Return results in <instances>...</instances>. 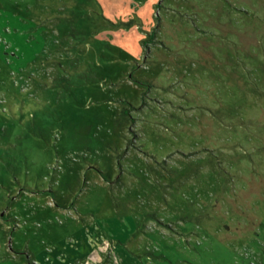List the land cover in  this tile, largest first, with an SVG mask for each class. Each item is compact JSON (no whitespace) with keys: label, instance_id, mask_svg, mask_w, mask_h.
<instances>
[{"label":"rangeland","instance_id":"1","mask_svg":"<svg viewBox=\"0 0 264 264\" xmlns=\"http://www.w3.org/2000/svg\"><path fill=\"white\" fill-rule=\"evenodd\" d=\"M0 264H264V0H0Z\"/></svg>","mask_w":264,"mask_h":264}]
</instances>
